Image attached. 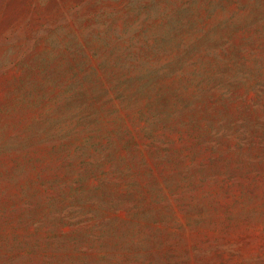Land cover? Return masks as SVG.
Masks as SVG:
<instances>
[{
  "label": "rangeland",
  "instance_id": "rangeland-1",
  "mask_svg": "<svg viewBox=\"0 0 264 264\" xmlns=\"http://www.w3.org/2000/svg\"><path fill=\"white\" fill-rule=\"evenodd\" d=\"M0 264H264V0H0Z\"/></svg>",
  "mask_w": 264,
  "mask_h": 264
}]
</instances>
